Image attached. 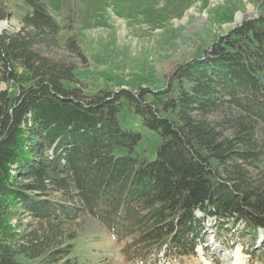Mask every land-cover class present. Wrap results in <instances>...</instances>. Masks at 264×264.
<instances>
[{"label": "trees", "instance_id": "obj_1", "mask_svg": "<svg viewBox=\"0 0 264 264\" xmlns=\"http://www.w3.org/2000/svg\"><path fill=\"white\" fill-rule=\"evenodd\" d=\"M22 2L19 28L0 31V264H82L71 224L83 215L123 242L131 264L196 257L207 228L241 224L251 244L264 235V16L244 17L161 90L87 93L74 27L44 0ZM125 104L159 136L151 160L119 123Z\"/></svg>", "mask_w": 264, "mask_h": 264}, {"label": "rangeland", "instance_id": "obj_2", "mask_svg": "<svg viewBox=\"0 0 264 264\" xmlns=\"http://www.w3.org/2000/svg\"><path fill=\"white\" fill-rule=\"evenodd\" d=\"M44 1L59 25L74 27L86 57V63L77 64V77L87 93L139 87L161 90L174 69L203 55L244 17L264 16V0ZM0 2L8 11L7 19L0 21V31L17 30L26 12L22 0ZM69 34L64 29L61 40ZM6 88L5 84L0 86L1 90ZM117 117L122 128L140 133L141 141L134 148L137 155L153 159L159 136L143 128L126 104ZM7 222L16 227L17 217ZM241 227L229 224L222 232L207 228L209 238L204 246L196 247V257L177 260L176 264H264V258L253 263L249 257V251L254 252L261 243L263 232L259 229L251 244L248 238L237 236L236 229ZM71 230L76 237L71 258L82 264H131L120 255L123 242L98 221L83 215L71 224ZM226 240L233 246L226 245ZM19 261L43 264L39 260Z\"/></svg>", "mask_w": 264, "mask_h": 264}]
</instances>
